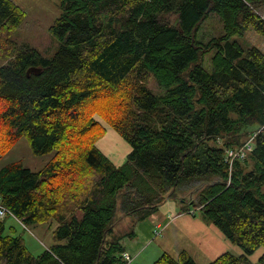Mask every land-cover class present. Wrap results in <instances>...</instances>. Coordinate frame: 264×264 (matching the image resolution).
I'll use <instances>...</instances> for the list:
<instances>
[{"label": "trees", "instance_id": "16d2710c", "mask_svg": "<svg viewBox=\"0 0 264 264\" xmlns=\"http://www.w3.org/2000/svg\"><path fill=\"white\" fill-rule=\"evenodd\" d=\"M59 2L60 47L45 58L10 39L4 29L25 12L0 0V158L21 137L36 154L55 152L38 171L2 167L0 203L26 226L57 222L55 243L35 256L0 220V264H125L121 241L134 231L115 233L118 207L137 222L168 199L244 251L209 264H264V253L249 258L264 246V52L231 40L250 27L264 35V0ZM211 11L225 33L204 43L197 32ZM32 66L41 72L28 75ZM151 78L166 91H152ZM95 115L130 144L122 165L96 145L106 130ZM255 132L254 149L230 168L227 149ZM151 264L198 263L182 251Z\"/></svg>", "mask_w": 264, "mask_h": 264}, {"label": "rangeland", "instance_id": "374dc122", "mask_svg": "<svg viewBox=\"0 0 264 264\" xmlns=\"http://www.w3.org/2000/svg\"><path fill=\"white\" fill-rule=\"evenodd\" d=\"M14 1L25 12V19L22 24L14 31L6 29L4 30L10 34V39L12 38L15 43L27 44L37 49L43 57L52 58L60 47V40H58L51 31L52 25L61 13V6L59 0ZM259 12L264 17V8L260 9ZM224 33V25L220 16L216 12L211 11L208 17L203 20L200 24L197 32V37L202 42L207 43L212 38L221 37ZM231 40H237L244 46L254 45L264 52V35L259 34L251 27L248 29L245 35L240 36L235 34L231 37ZM216 50L217 48H213L203 56L202 64L208 71H212L213 69L211 58L216 52ZM4 61H6V57L3 58L2 62ZM148 87L157 94H161L166 91V87L160 86L155 78L150 79ZM3 106L4 104H2V102L0 101V110ZM95 117L104 126L106 130L104 136L97 142L96 145L117 166L122 165L127 158V154L131 150L130 144L103 118H101L99 115H95ZM2 131H4V129ZM0 136H4L3 132L0 134ZM2 143L3 142L0 139V146L2 145ZM54 154V151H50L43 154L34 153L27 139L25 137H21L16 142H14V144L9 149H7L1 154L0 169L10 163L19 162L25 167H29L35 171H38L43 168L44 165L54 157ZM198 189L199 187L194 188L193 193H195ZM262 192L264 193V185L262 186ZM189 197L190 198L187 199V201L194 198V195H189ZM162 207L160 206V208ZM178 209L180 211V207H178ZM161 213H164L163 210H161ZM78 215L81 217V212H79ZM200 215L201 213L198 211L197 217H200ZM124 216L125 215L123 214V211L120 209V207H118L117 214L114 220V229L116 234H120L124 231H127V227L130 225L129 219L125 218ZM3 220H5L6 222L5 233H11L13 235L21 236L29 251L35 256L40 255L44 252L45 249L49 248L53 243H55L53 237V230L57 225L56 221L51 224L38 223L35 225L31 224L26 226L11 215H7ZM209 226H213L214 228L218 227L213 224H210ZM156 231L160 233V231L163 230H161L160 228L156 229L154 231V234ZM175 232H177L178 234H183L179 227L173 229V233ZM173 233L172 230L169 229L166 232V238L164 240H161V237H159L154 244L160 247V249L163 247H167L166 249L168 250L165 249V251H169L171 255L178 258L184 249V245L181 243L180 240L175 238V236L174 239L178 244L176 246L174 245V240L172 238ZM221 240H223L222 237L220 235H217L212 237L211 242L219 244ZM161 242L163 247L160 246ZM195 246L196 245L193 243L191 247L197 249L199 253L197 258L193 256L195 260L199 264H209L211 261L210 257L206 254H203L201 250ZM230 246L231 247L229 251L234 252L236 254L242 253L241 250L243 251V249H240L238 245L232 242L230 243ZM149 249L150 252L158 253V251L152 249V246H150ZM160 249L159 253L157 254L158 256L161 253ZM263 253L264 246H260L255 252L249 255V258L253 262H257L259 258L263 255ZM154 257H156V254ZM128 264H131V262H129Z\"/></svg>", "mask_w": 264, "mask_h": 264}, {"label": "crops", "instance_id": "0c3cea01", "mask_svg": "<svg viewBox=\"0 0 264 264\" xmlns=\"http://www.w3.org/2000/svg\"><path fill=\"white\" fill-rule=\"evenodd\" d=\"M161 207L162 208L159 207L157 212L142 221L133 222V218L131 216H124L130 221V225L127 227V231L132 229V227L134 231L133 237L126 236L121 241L124 247V252L130 253L132 256L131 264H151L164 252H169L165 251L167 247H163L162 242L160 246L163 248L161 249L154 243L159 237H161V240H164L167 236L166 232L171 229L173 233V229L177 227L181 229L183 234H178L177 232L172 234L174 245L176 246L178 244L174 239L175 236V238L180 240L184 245L183 251H187L192 257L195 256L197 258L199 255L197 249L191 248L193 243L196 245L195 247L199 248L203 254L208 255L211 261L218 258L221 254L229 251L231 247L230 240L219 229V227L217 228L222 233L217 228L209 226L210 224L215 225L214 223L202 219L201 216H194L191 212L179 211V204L172 199H168L167 201H165V203H163ZM161 210H163L164 213H161ZM4 224L6 230L5 220ZM159 228L163 231H160L159 234L155 235L154 231ZM217 235H220L223 240H221L219 244L212 243V237ZM150 246H152L153 250L158 251V253L159 249L161 250L159 256L157 255L158 253L150 252ZM241 252L243 251L241 250ZM155 254L156 257H154Z\"/></svg>", "mask_w": 264, "mask_h": 264}, {"label": "built area", "instance_id": "2783aa9c", "mask_svg": "<svg viewBox=\"0 0 264 264\" xmlns=\"http://www.w3.org/2000/svg\"><path fill=\"white\" fill-rule=\"evenodd\" d=\"M256 135L257 132L250 135L247 141L240 147L227 149L225 160L229 164L230 168H232L235 161L245 159L247 154L254 149V138L256 137ZM7 215L15 217L11 210H9L6 206L0 203V220L4 219ZM158 233L159 232L157 231L155 232V234ZM123 258L126 264L132 261V256L128 252L123 253Z\"/></svg>", "mask_w": 264, "mask_h": 264}, {"label": "water", "instance_id": "95a60500", "mask_svg": "<svg viewBox=\"0 0 264 264\" xmlns=\"http://www.w3.org/2000/svg\"><path fill=\"white\" fill-rule=\"evenodd\" d=\"M41 72V68L37 66H32L27 70V74L30 75L31 73L39 74Z\"/></svg>", "mask_w": 264, "mask_h": 264}]
</instances>
